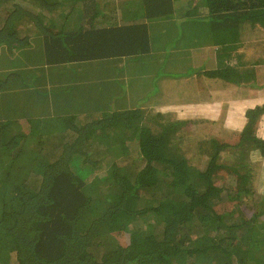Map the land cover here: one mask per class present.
I'll return each mask as SVG.
<instances>
[{
	"label": "trees",
	"instance_id": "16d2710c",
	"mask_svg": "<svg viewBox=\"0 0 264 264\" xmlns=\"http://www.w3.org/2000/svg\"><path fill=\"white\" fill-rule=\"evenodd\" d=\"M9 1L0 0L9 67L0 73V264H264V195L250 158L264 157L254 130L264 103L247 108L235 141L199 140L198 165L178 140L201 120L126 104L190 53L213 52L217 67L176 73L252 84L256 56L243 47L264 28V0H195L181 14L176 0H138L141 18L117 23L96 19L97 0ZM163 27L166 62L149 66L150 35ZM122 58L136 61L127 73L115 69ZM99 80L121 86L119 99L97 105L104 98L89 90ZM216 170L231 187L214 183Z\"/></svg>",
	"mask_w": 264,
	"mask_h": 264
},
{
	"label": "crops",
	"instance_id": "0c3cea01",
	"mask_svg": "<svg viewBox=\"0 0 264 264\" xmlns=\"http://www.w3.org/2000/svg\"><path fill=\"white\" fill-rule=\"evenodd\" d=\"M105 6L106 9H109L108 4H105ZM96 9L98 15V5L96 6ZM165 33L166 29L163 27L162 30L157 29V33H155L154 35V38L158 43L156 52L152 49V36L150 35L151 50L148 56H151L150 58H152L153 56L155 59L159 60V63H162V61H164L162 54H165V46H163L166 39ZM256 34L257 36L251 37L253 38L252 41H247L243 47V51L248 55V57L254 59L253 56H256L254 61L253 59L252 61L257 67V77L255 81L251 82L252 84L248 83L249 86L246 87H240L239 85L232 86L231 84H227L226 81H220L216 78H209L204 76L203 74H198L195 70L194 74L191 76V81L193 80V82L190 81L189 85L190 87L192 86L191 83L195 85L196 88L193 87L192 90L196 91V93H199L200 91H209V99H175V101L171 102L170 104H159L155 107L156 111L165 114H173L176 119L183 120L193 118L201 120L188 126H184L181 129V135L178 140L180 147L183 149L185 156L191 164L197 165L199 164V161L201 159V155L198 154L197 146V142L199 140L204 137H212L219 140L235 141L245 125V112L247 108L249 106L255 107L256 105L258 106L264 103V28L258 27ZM195 42H189V45H186L185 49L187 51H192ZM161 46L163 47V49L160 48ZM203 47L204 52L207 53L208 50L213 47V45H204ZM250 52H252V54ZM224 53H226L227 57L229 58L230 55L231 57H233L232 52ZM209 54L210 59H208V54L203 57V53L201 52L195 54V58L191 59L190 56L192 55V53H190L187 56L189 60L185 61V63L181 61V59L184 60V58L179 56L177 57V61L174 64L175 70L181 72V70L179 69L186 66L190 68L194 67L195 69H198L197 67H200L201 69L216 68L217 66H212L215 63L212 60L214 54L213 52H210ZM204 58L206 59V61L202 60ZM255 60H257V63L255 62ZM145 63H147V65L149 66H153L154 64V62H152V59H149V61ZM171 63L172 62L170 61V65ZM230 63L231 61L230 59H228L226 61V64L228 65ZM135 64L136 61L132 58H122L118 62V66H116L115 69H126L127 73V70H129ZM222 67H225V65L223 64ZM179 74L180 76H187V74ZM126 77H129V75H126ZM228 89L233 91V96L225 98L223 93ZM164 90L165 92H167L168 88H165ZM185 93H187V90L185 91ZM254 130L257 136L264 139V113L258 123H256ZM250 158L256 163L254 175L255 191L258 195H264V157L255 150L250 153ZM225 175L226 173H224V171L216 170L212 173V179L214 183L218 185L221 184V180L226 177Z\"/></svg>",
	"mask_w": 264,
	"mask_h": 264
},
{
	"label": "rangeland",
	"instance_id": "374dc122",
	"mask_svg": "<svg viewBox=\"0 0 264 264\" xmlns=\"http://www.w3.org/2000/svg\"><path fill=\"white\" fill-rule=\"evenodd\" d=\"M11 1H9L8 4ZM13 1L16 2L17 0H13ZM194 1L195 0H176L174 2V14H181V9H186L188 6L190 7L191 4H193L192 5V7H193ZM105 4L109 5V9H106ZM97 5H98V11L101 14H98L96 19H100V18H102V16H107V18L103 21L106 23H115L118 20H119L118 22L127 21L128 18L131 17L130 15H133L134 17H137V18H141V15H142L141 8L138 5V0H98ZM76 7H78V5ZM180 17H181V15L177 16V18H180ZM160 30H162V29H160ZM155 33H157V30H154L153 33H151V36H152V49H153V51L156 52V50L158 48V43L154 38ZM255 36H257V34H256V32H253L247 38V40L252 41L253 38H251V37H255ZM167 38L168 37H166V39ZM166 39H165V42H166ZM193 41L197 42V39H193ZM168 46L169 45H167V48H168ZM160 48L163 49L162 46ZM172 48H174V47H171V50H172ZM193 48H194V46H193ZM214 48L219 50L220 45L214 44V46L211 47V49L213 50ZM174 55H180V54L178 52H175ZM149 59L150 60L152 59V62H154L155 64L158 61L153 56H152V58H149ZM208 59H210V55H209ZM212 60L215 62V57H213ZM4 64H5L4 51L2 48H0V73H3L5 71L9 70V67H4ZM216 65L217 64L214 63L212 66H216ZM176 72L177 71L175 70V67H171V69H169V70L167 67L165 74H161V76L158 79L151 80L150 82H149V79L145 80L146 84L143 85L142 87L145 88V87L149 86L151 88V90H153L154 92H151L149 95H145V96H142V94L140 92L135 93V94L130 93V96H129L130 100L135 101L137 98L138 101H136L134 103L129 101L126 104L127 105L132 104V107H136L137 105L141 104V106L143 108H146V109L149 108V109L156 111L155 107L158 106L159 104H170L171 102H174L175 99L194 100L196 98H200V99H205V98L209 99L210 98L209 97L210 93L208 90H207L208 92L200 91L199 93H196V91L192 90L193 87L196 88L193 83H191L192 84L191 87L189 85V82L192 79L191 78L192 73L190 74V76H188L189 74H187V76H188L187 77V76H180ZM1 78L2 77H0V79ZM191 82H193V80ZM5 83H6L5 80H0V86L5 85ZM182 83H186V84H182ZM96 85H97V88L92 89V91L89 90L91 93H93V97H94L95 101H96L97 94H99V98H104L103 100L99 99L100 101H98L97 105L104 106L105 104H108L105 101H106V99H108L110 97H114V98L119 99L121 92H122L121 86L113 87V88H107V86H102V84L100 83V80L96 82ZM3 88H6V87L4 86ZM165 88H168L167 92H165V90H164ZM186 90H187V93H185ZM191 90L194 92H192ZM94 91H96V92H94ZM0 92H2V91H0ZM223 94H224L225 98H228V97L233 96V91L228 89V90H225ZM117 101H115V102H117ZM0 103L4 104L3 102H0ZM180 135H181V131H180ZM197 146H198V142H197ZM198 154H199V152H198ZM202 160H203V158L200 159L199 164L202 162ZM115 161L118 162L119 160H115ZM104 169H105L104 165H100L98 168L92 169L89 172V174L87 175L88 179H91L94 175L100 173ZM223 181H224L225 185H227L228 187H231V186H229L231 184V181L229 179H227V177H224L223 180H221V183ZM227 205L228 204L223 205V208L227 207ZM120 240H123V239L121 238V239H119V241ZM12 257L13 256L11 255L8 259L9 261L11 260V262L13 259Z\"/></svg>",
	"mask_w": 264,
	"mask_h": 264
}]
</instances>
